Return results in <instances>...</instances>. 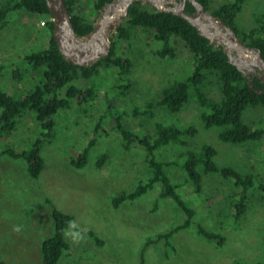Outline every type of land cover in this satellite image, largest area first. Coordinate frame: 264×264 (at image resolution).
Wrapping results in <instances>:
<instances>
[{
    "label": "rangeland",
    "instance_id": "rangeland-1",
    "mask_svg": "<svg viewBox=\"0 0 264 264\" xmlns=\"http://www.w3.org/2000/svg\"><path fill=\"white\" fill-rule=\"evenodd\" d=\"M140 1L148 10H153L148 0ZM223 1L211 0L210 9ZM81 5L77 10L87 13V20L93 22L96 30L107 6L95 17ZM261 11H264V0H247L236 18L237 28L250 29L254 25L253 14ZM111 12L112 9L108 13ZM124 19L116 20L115 28L107 30L110 42L116 40V28ZM47 41L43 18L23 10L9 15V22L0 30V90L24 95L41 84L42 74L34 72L23 57L33 48L44 47ZM130 44L128 55L133 64L126 76L130 88L110 91L107 86L113 79L104 76L102 91L94 102L74 104L56 115L55 137L41 150L44 168L37 179L29 177L23 159L0 156V264H41V244L54 232L53 209L73 218L64 232L70 249L63 253L58 264H264V140L241 144L220 141V129L206 128L202 123L192 92L177 114L155 107L152 118L133 116L134 108L142 112L146 102L156 100L161 87L190 76L192 59L182 44L176 58L160 59L156 54L159 44L139 28L132 31ZM232 55L235 57L236 53ZM78 85L85 87L87 83L81 80ZM105 92L115 102L111 113L124 112L123 122L138 135L150 132L151 123L157 120L180 129L188 126L196 129L194 136H183L185 146L171 143L155 153L156 159L173 163L167 168L168 176L196 213L189 228L171 236L169 246L161 240L142 253L147 240L157 239L158 234L184 219L171 199L159 198V184L134 201H123L117 208L112 207V199L118 193L131 192L139 182H146L151 173L140 146L134 143L129 150L123 149L110 117L103 119L86 165L77 169L69 163L92 139L95 121L106 110ZM206 92L212 99H220L215 76L210 77ZM243 119L264 129V108L248 107ZM42 133L34 115L27 111L17 119L14 131L0 136V149L9 146L16 152L28 151ZM204 145L216 150L217 165L254 177L239 218H236L238 201L234 197L237 188L231 181L219 173L203 174L201 194L195 193L186 182L181 167L185 153L200 152ZM101 155L107 159L98 167L97 159ZM199 224L221 234L223 244L196 235ZM88 231L102 243L96 244L84 233Z\"/></svg>",
    "mask_w": 264,
    "mask_h": 264
},
{
    "label": "trees",
    "instance_id": "trees-1",
    "mask_svg": "<svg viewBox=\"0 0 264 264\" xmlns=\"http://www.w3.org/2000/svg\"><path fill=\"white\" fill-rule=\"evenodd\" d=\"M64 1L76 35L86 37L93 32L94 25L87 20L86 12L77 10L78 6L82 4L83 10H89L96 17L107 4L114 0ZM197 1L214 17L232 29L244 46L259 49L264 59V11L253 14L254 25L242 31L237 28L235 21L247 0H224L213 10L210 9L211 0ZM20 10L44 19L47 43L44 47L33 48L23 57L34 72L42 74L43 80L40 85L24 95L0 90V136L14 131L17 119L27 111L34 115L43 133L28 151L16 152L8 146L0 149V156L23 159L30 178L37 179L44 168L41 150L55 137L56 115L70 109L74 104L81 106L94 102L102 91L104 76H110L113 79L111 85L107 86L110 91L115 88H130L131 84L126 76L130 73L133 62L128 54L132 31L138 28L159 44L156 54L160 59L176 58L179 44H182L191 56L192 72L185 80L174 81L161 87L156 100L146 102L142 112L134 108L131 113L133 116L141 114L152 118L155 107L169 114H177L187 103L192 92L200 109L199 116L202 123L206 128H219L220 141L241 144L264 140V129L256 124H248L243 119V113L248 107L264 108V93L258 94L249 88L248 78L229 61L224 46L215 45L213 41L200 35L196 28L183 18L155 8L152 11L148 10L140 0H137L129 6L123 23L116 28V40L111 42L109 54L86 66H77L68 62L57 47L53 38L52 17L45 0H4L0 3V30L9 22V15ZM185 12L193 14L195 9L190 3H186ZM212 76H215L219 84L221 94L219 100L212 99L206 92ZM81 80L87 83L85 87L78 85ZM253 86L255 89L264 91V83L257 77L254 78ZM104 94L106 110L95 121L92 139L75 158L69 159V163L77 169L86 165L88 152L97 142L95 138L97 131L100 130L103 119L110 117L114 130L123 142V149L129 150L134 143L140 146L144 152V161L151 173L146 182H139L131 192L118 193L112 199V207L117 208L123 201H134L154 184H159L161 189L159 198L171 199L184 215V219L170 230L158 234L157 239L147 240L142 253L148 246L161 240H164L165 246H169L171 236L189 228L196 213L177 192L178 186L173 184L168 176L167 168L172 167L173 163L156 159L155 153L171 143L185 146L186 140L183 136H194L196 129L193 126L180 129L157 120L151 123L150 132L146 131L138 135L130 131L126 122H123L124 112L123 114L118 112L115 115L111 113L115 102L113 97L107 95L108 92ZM215 156L216 150L209 145H204L200 152L188 150L185 153V162L181 166L186 175V182L192 185L195 193L201 194L203 174L219 173L223 179L231 181L237 188L234 197L238 201L236 218H239L245 209V201L249 190L253 187L254 177L251 174H241L231 167L217 165L214 161ZM106 159L105 155L99 156L97 166L101 167ZM52 217L54 232L41 244V264H58L63 253L70 249L64 232L73 218L57 209H53ZM84 233L96 244L102 243L93 232ZM196 235L218 245L225 241L221 234L209 231L200 224L197 225Z\"/></svg>",
    "mask_w": 264,
    "mask_h": 264
},
{
    "label": "water",
    "instance_id": "water-1",
    "mask_svg": "<svg viewBox=\"0 0 264 264\" xmlns=\"http://www.w3.org/2000/svg\"><path fill=\"white\" fill-rule=\"evenodd\" d=\"M135 1L137 0H114L107 4L99 27L88 36L79 37L74 31L65 1L45 0L53 21V38L61 55L77 66H86L107 56L111 48V42L106 36L107 30L115 28V21L125 17L129 6ZM148 2L156 10L171 12L183 18L194 26L200 35L210 39L215 45L224 46L229 61L248 78L249 88L258 94L264 93L253 86L255 77L264 83V59L261 51L244 46L236 33L208 12L201 3L197 0H148ZM186 3L194 7L193 14L185 12ZM111 9L112 12L108 13ZM233 52L236 53L235 57L232 55Z\"/></svg>",
    "mask_w": 264,
    "mask_h": 264
}]
</instances>
